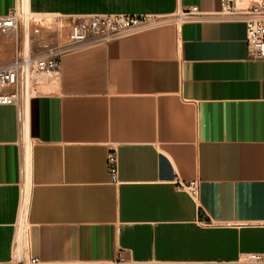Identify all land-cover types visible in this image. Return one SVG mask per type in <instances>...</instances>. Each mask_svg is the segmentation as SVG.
<instances>
[{"label": "crops", "instance_id": "crops-1", "mask_svg": "<svg viewBox=\"0 0 264 264\" xmlns=\"http://www.w3.org/2000/svg\"><path fill=\"white\" fill-rule=\"evenodd\" d=\"M14 4L0 0V14ZM29 5L165 15L215 13L221 0ZM47 87L28 103V144L16 107L0 105V262L13 254L26 179L37 264H264L246 256L264 252V60L251 58L244 23L189 20L95 43L62 55ZM178 179H198V197Z\"/></svg>", "mask_w": 264, "mask_h": 264}, {"label": "built area", "instance_id": "built-area-1", "mask_svg": "<svg viewBox=\"0 0 264 264\" xmlns=\"http://www.w3.org/2000/svg\"><path fill=\"white\" fill-rule=\"evenodd\" d=\"M241 0H221L215 13H206L198 6L180 8L165 15H130L123 13H92L63 15L38 13L30 9L29 0H15L14 6L0 14V105H13L23 126L27 124L28 103L32 97L55 84L62 55L83 47L105 43L144 31L184 21L219 19L240 21L246 30V44L251 58L264 60V0L240 5ZM65 32V36H61ZM63 37V38H62ZM107 170L111 182L119 183V153L111 146L107 153ZM23 181L20 215L13 242V254L0 264H37V257L28 255L27 226L21 213L27 208L29 186ZM177 189L192 197L199 195L198 179L177 180ZM210 225V223H206ZM247 260L264 263V252H249Z\"/></svg>", "mask_w": 264, "mask_h": 264}, {"label": "bare ground", "instance_id": "bare-ground-1", "mask_svg": "<svg viewBox=\"0 0 264 264\" xmlns=\"http://www.w3.org/2000/svg\"><path fill=\"white\" fill-rule=\"evenodd\" d=\"M247 1H245L244 3H246ZM23 134H25V139H27L28 141V132H27V128L25 126V128H23ZM28 150V149H27ZM27 184V188H28V181L26 182ZM26 200H28V195H26ZM21 223L25 220V210L23 209L22 213H21Z\"/></svg>", "mask_w": 264, "mask_h": 264}, {"label": "rangeland", "instance_id": "rangeland-1", "mask_svg": "<svg viewBox=\"0 0 264 264\" xmlns=\"http://www.w3.org/2000/svg\"><path fill=\"white\" fill-rule=\"evenodd\" d=\"M243 1H245V0H243ZM243 1H242V0L240 1V5H243V4H244V2H243ZM61 36H63V37H64V36H65V32H63ZM63 37H62V38H63ZM26 143L28 144V141H27V140H26Z\"/></svg>", "mask_w": 264, "mask_h": 264}]
</instances>
